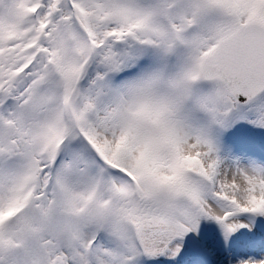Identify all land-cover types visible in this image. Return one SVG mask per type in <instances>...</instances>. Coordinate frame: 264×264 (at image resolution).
Instances as JSON below:
<instances>
[{
    "label": "snow or ice",
    "instance_id": "1",
    "mask_svg": "<svg viewBox=\"0 0 264 264\" xmlns=\"http://www.w3.org/2000/svg\"><path fill=\"white\" fill-rule=\"evenodd\" d=\"M0 264H264V0H0Z\"/></svg>",
    "mask_w": 264,
    "mask_h": 264
}]
</instances>
